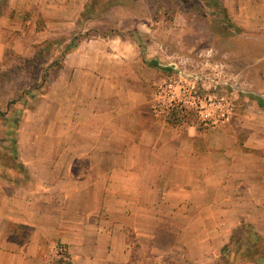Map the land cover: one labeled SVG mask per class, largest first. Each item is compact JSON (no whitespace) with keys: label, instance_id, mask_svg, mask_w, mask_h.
Here are the masks:
<instances>
[{"label":"crops","instance_id":"0c3cea01","mask_svg":"<svg viewBox=\"0 0 264 264\" xmlns=\"http://www.w3.org/2000/svg\"><path fill=\"white\" fill-rule=\"evenodd\" d=\"M88 2L0 0V65L12 51L31 57L38 46L80 30ZM251 8L264 19V0ZM153 67L128 39L88 37L66 55L42 103L26 110L32 133L23 139L32 151L28 162L20 159L27 181L0 171V264H44L52 239L74 264H136L134 237L155 240L162 224H178L164 230L179 244L192 224L209 223L216 154L193 129L170 126L161 108L151 112ZM236 154L238 223L264 237V152L238 146ZM148 222L155 229L140 232Z\"/></svg>","mask_w":264,"mask_h":264},{"label":"rangeland","instance_id":"374dc122","mask_svg":"<svg viewBox=\"0 0 264 264\" xmlns=\"http://www.w3.org/2000/svg\"><path fill=\"white\" fill-rule=\"evenodd\" d=\"M254 3L255 0H89L78 19L81 29L68 32L59 44L50 41V47L40 45L31 57L12 51L0 65L3 176L8 180L19 176L27 181L28 169L20 159L21 153L28 162L25 156L32 151V145L23 139L32 133L25 120L29 114L26 110L42 103L41 96L56 78L58 66H63V52L72 39H128L136 43L141 59L159 67H153L157 75L150 80L149 109L154 112L161 108L160 116L170 126L187 133L193 129L196 140L210 144L216 155L211 156L208 181L218 189L212 191L211 206L204 211L210 216L209 223L192 224L191 236L179 240V244L164 230L178 224H162L164 233L158 239L133 238L132 257L136 264L221 263L223 247L242 225L238 223V146L246 152H264V109L256 100L264 99V19L259 20L255 10H250ZM88 26L91 27L84 32ZM161 94L163 98L157 99ZM38 146L42 149L41 143ZM223 211L228 216L226 222L220 223ZM56 217L65 218L62 213ZM155 227L154 223H143L140 232H152ZM204 233L209 235L203 237ZM59 244L57 239L45 244L44 264H64ZM251 252L246 253L252 256ZM241 262L232 259L229 264H255Z\"/></svg>","mask_w":264,"mask_h":264},{"label":"trees","instance_id":"16d2710c","mask_svg":"<svg viewBox=\"0 0 264 264\" xmlns=\"http://www.w3.org/2000/svg\"><path fill=\"white\" fill-rule=\"evenodd\" d=\"M220 7L222 8L221 5ZM87 10L89 11V9ZM80 42L81 41H79L78 36L74 37L71 43L66 47V50L63 52V54L65 53V56L69 54L71 51L77 48ZM51 44H52L51 42H47L45 46L47 45L50 47ZM151 65L154 67H158L157 66L158 64L155 62H153ZM62 67L58 66L55 72V76L58 75ZM30 94L33 95L32 92H30ZM256 100L258 106L261 109H264V99L257 98ZM59 247L61 251L60 254L63 257V260L61 261L64 264H74L68 250L65 249L64 246H62V244H59ZM248 250L252 251L251 252L252 256L246 253ZM232 259L233 260L237 259L238 263H242L241 261H243V262H253L255 264H264V237H262L258 233V231L255 229L253 225L245 223L233 231V235L231 236L229 243L226 244L222 249L221 263L218 264H229Z\"/></svg>","mask_w":264,"mask_h":264}]
</instances>
